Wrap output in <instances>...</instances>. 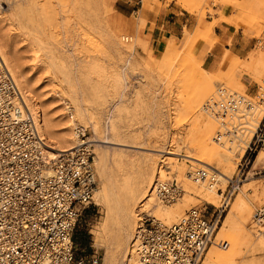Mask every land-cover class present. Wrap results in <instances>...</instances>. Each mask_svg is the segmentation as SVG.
I'll return each instance as SVG.
<instances>
[{"label": "rangeland", "instance_id": "rangeland-1", "mask_svg": "<svg viewBox=\"0 0 264 264\" xmlns=\"http://www.w3.org/2000/svg\"><path fill=\"white\" fill-rule=\"evenodd\" d=\"M140 1L0 0V34L47 124L58 135H65L73 115L83 122L81 126L98 148L110 154L108 168L121 189L127 188L128 180H136L140 162L148 157L160 158L161 165H168L172 157L197 170L218 169L231 177L240 157L224 166L210 161V168L182 154L201 158L198 150L206 142L204 132L209 127L215 136L218 124L203 109L219 86L253 95L256 85H264V4L186 0L196 10L189 12L196 25L192 30L183 28V34L186 37V32L196 30L183 49L184 39L176 44L170 41L162 50L155 49L144 33L142 11L172 0L163 4L162 0ZM217 5L232 7L233 19L226 20L243 29L253 50L245 57L224 58L211 69L194 58L199 60L196 48L200 43L216 41L212 31L215 20L204 21L217 12L212 8ZM137 7L142 11L133 12ZM123 36H128V41L122 40ZM255 163L223 212L216 237L200 264H264V223L253 222L254 211L264 208V159ZM168 177L180 183L176 175ZM225 185L226 180L219 176L218 187L224 189ZM98 191L78 219L75 255L88 258L95 253L99 264H108V242L101 237L107 238L112 229L105 228L107 211L97 198ZM195 191L189 193L191 202L186 209L219 206L216 188L214 200L208 201L201 189ZM184 194L175 203L156 199L165 208L174 207ZM111 251V264L135 261L128 254L123 262V250L115 246Z\"/></svg>", "mask_w": 264, "mask_h": 264}, {"label": "built area", "instance_id": "built-area-1", "mask_svg": "<svg viewBox=\"0 0 264 264\" xmlns=\"http://www.w3.org/2000/svg\"><path fill=\"white\" fill-rule=\"evenodd\" d=\"M204 106L218 124L214 140L225 146L244 132L255 111L263 114L224 189L218 187L216 169L197 172L216 188L218 207L191 206L172 223L140 217L134 236L138 264H199L258 151L264 152V85H256L253 95L219 86ZM75 134L73 149L47 159L45 142L0 55V264H99L95 253L75 255L78 219L98 188L87 129L77 127ZM153 190L164 203L175 202L183 192L173 179L156 181ZM253 222L264 223V208L254 211Z\"/></svg>", "mask_w": 264, "mask_h": 264}, {"label": "bare ground", "instance_id": "bare-ground-1", "mask_svg": "<svg viewBox=\"0 0 264 264\" xmlns=\"http://www.w3.org/2000/svg\"><path fill=\"white\" fill-rule=\"evenodd\" d=\"M7 47L8 46L6 45L5 38L0 34V55L7 69L12 74L21 92L23 101L26 105V109L34 119L38 132L45 142L46 146L44 152L47 159L54 160L58 157L59 153L69 151L75 147L78 141L75 134V128H85L81 126L83 122L80 123V120H76L74 118L75 116L73 115L71 119L72 125L68 129V133H65V135H58L52 129L53 127L51 128L47 124L43 112H41L42 109L40 110V108L37 107V101L35 102L36 99H34L33 95L31 94V90L26 84L27 80L25 81V77L23 78L20 74L17 68L18 66H16L15 61L13 60ZM203 110L206 112L205 106ZM206 114L209 115L207 112ZM262 114L263 110L260 108L255 111L247 119V126L244 129V132L241 133L239 137H237V139L233 140L229 146L217 143L214 140V137L212 136L213 130L208 127L204 132V137L206 138L205 144L200 147L199 150L197 149V147L195 149L196 151L198 150V155L201 158H197V156L192 154H182V156L185 159L205 164L210 168V161H218L219 164H223L222 166H224L225 164L229 165L234 158L241 157L243 155L248 143L252 138L253 132L262 117ZM213 119L216 121L214 117ZM89 139L94 147V149H92V153L94 155L93 160L95 172L97 174L96 169H98L101 182V188L99 191L98 188L96 189L93 195V199L98 191L97 198L100 199L107 211L105 228L112 229L111 234L107 238L104 235L101 237V240L108 242V246H106L107 251L105 255L108 264H111L113 262V256L111 254L113 246H115V248L118 250H123V262L126 256H128L129 254V257L131 256V259L135 260L133 261L134 263L132 262L131 264H138L134 247V236L138 223L140 222L139 220L141 216H150L165 223L175 222L181 217L183 211L186 210V208L191 202L189 193H192L193 191L199 189H201L202 196L204 199H206V201L214 200V188H209L206 185L205 180L200 179L197 176V172L200 170L189 167L186 163L180 164L177 160H174L172 157L169 159L170 161L168 165H161L162 160L160 158H146L144 162H140L141 165L139 164V174L136 180H128L129 186L126 185L127 188L121 189L120 186L117 184L113 173L110 171V168H108L110 163V154L105 149L103 150V148H98L97 144L95 143L96 140H93L90 135ZM261 151L262 150L258 151L253 165L255 161L256 165L260 164L263 161L264 153ZM167 153L175 154L172 151H169ZM158 161L160 162L158 163ZM253 165L251 167V170L253 169ZM251 170L248 174H250ZM150 173H152L151 177ZM218 173L219 176H221L225 180L229 178L227 172L219 171ZM170 174L176 175L177 179L182 184H180L176 179L173 180H176L177 183L184 186V190L183 188L182 190L185 194L184 196H182L180 201L176 203L174 207L168 206L165 208L164 206H161V202H158V200L156 199L157 197L155 196L153 185L156 181L169 180L170 176L168 177V175ZM203 258L201 259L200 263L202 262Z\"/></svg>", "mask_w": 264, "mask_h": 264}, {"label": "crops", "instance_id": "crops-1", "mask_svg": "<svg viewBox=\"0 0 264 264\" xmlns=\"http://www.w3.org/2000/svg\"><path fill=\"white\" fill-rule=\"evenodd\" d=\"M252 1H258L264 4V0ZM161 2L163 4L164 0ZM187 2L188 3H186V0H177V2L172 0L168 4L160 7L155 5L153 9L145 8L142 11L141 7H137V9L133 10V12L142 11V16L146 22L144 33L149 36V41L155 49H162L163 47L162 50H164L170 41L176 44L183 39L182 49L186 46L196 30L194 29L192 32L185 31L188 33V36L186 37L183 34V28L192 30L196 25L195 17L189 13H193L196 10L193 8L192 4H189V1ZM178 3H180L182 7ZM232 5L236 10L235 5ZM241 5L245 6L246 1L241 0ZM212 8L217 12L205 19L204 22L209 23L215 20L212 31L215 35L216 41L212 44L210 41L205 40L211 45L200 43L196 48V55L199 60L196 58L194 59L198 63H202L203 61V66H206L207 68L215 69L224 58L231 60L236 57H245L250 50H253V44L252 40L245 36L242 28L236 29L233 24L226 20L233 19L234 10L232 7L227 5H217L212 6ZM245 85L248 87L250 82Z\"/></svg>", "mask_w": 264, "mask_h": 264}]
</instances>
